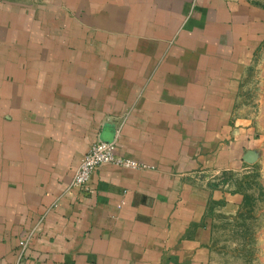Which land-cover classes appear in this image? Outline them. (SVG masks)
Returning a JSON list of instances; mask_svg holds the SVG:
<instances>
[{
    "label": "crops",
    "instance_id": "crops-1",
    "mask_svg": "<svg viewBox=\"0 0 264 264\" xmlns=\"http://www.w3.org/2000/svg\"><path fill=\"white\" fill-rule=\"evenodd\" d=\"M263 43L257 0H0V264H211ZM98 141L144 167L103 164L85 196Z\"/></svg>",
    "mask_w": 264,
    "mask_h": 264
},
{
    "label": "rangeland",
    "instance_id": "rangeland-1",
    "mask_svg": "<svg viewBox=\"0 0 264 264\" xmlns=\"http://www.w3.org/2000/svg\"><path fill=\"white\" fill-rule=\"evenodd\" d=\"M239 101L257 144L241 173L222 175L232 191L240 192L243 206L235 214H215L211 264H264V43L244 71Z\"/></svg>",
    "mask_w": 264,
    "mask_h": 264
},
{
    "label": "built area",
    "instance_id": "built-area-1",
    "mask_svg": "<svg viewBox=\"0 0 264 264\" xmlns=\"http://www.w3.org/2000/svg\"><path fill=\"white\" fill-rule=\"evenodd\" d=\"M103 164H113L126 168H143L144 165L118 156L115 142L98 141L93 143L88 151L83 154L79 165L75 171L71 185L80 189L85 196L91 190L89 182L95 169ZM19 245L22 251L27 246V240H21Z\"/></svg>",
    "mask_w": 264,
    "mask_h": 264
}]
</instances>
